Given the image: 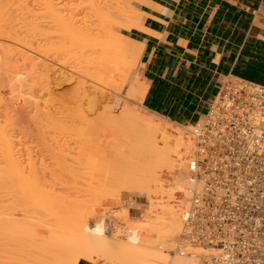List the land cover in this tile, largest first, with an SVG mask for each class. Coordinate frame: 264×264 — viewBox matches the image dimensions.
Returning a JSON list of instances; mask_svg holds the SVG:
<instances>
[{"label": "bare ground", "instance_id": "6f19581e", "mask_svg": "<svg viewBox=\"0 0 264 264\" xmlns=\"http://www.w3.org/2000/svg\"><path fill=\"white\" fill-rule=\"evenodd\" d=\"M6 1L9 3V0H6ZM6 1L1 0L2 4L0 2V37L3 38L2 36H5V38L7 37L6 39H9V41H12L13 42L12 48H16L15 50H17L21 53L23 52L24 55H26V56L29 54L28 53L29 51L37 50V53L43 52L42 55H44V52H46V55L50 56L51 59H53L54 61H57L61 65H64L67 67L69 66L72 69V71L75 72L77 75L83 76L88 80H92L93 82L94 81L98 82L102 86H104V87H106L112 91V93H108V92L104 91L103 88L99 89L97 86H92V84L89 85L87 83V81L85 82L83 80V82H82V80H78V81H81V83L80 82L79 83L82 84V86H83V91L82 90L81 91L84 93V95H86V94L88 95L89 92H87V91H89L91 88L93 90L91 96H89L90 95L89 94L87 97L88 101H90L91 108L94 109V107L100 106L101 104L105 103L107 99L109 100V98L112 99L111 102L115 99L114 100L115 102L113 101L114 104L117 103L116 101L119 102V100H120L119 99V92L122 90V88H124L122 86L123 83L121 84L119 82V80L121 79L120 76L126 75L127 70H128V68L125 67V63L123 61V55L121 54V48L120 47L123 46L124 43H126L127 45L132 46V48L135 51L134 53L140 54V52L142 51V46L140 43L136 42L135 40L128 38L129 36H127V35H124L122 33L118 34L117 32H116L117 34L113 33V28H112L111 23H113L114 21L111 22L109 19H107L108 16L110 15L108 12L113 7L112 4L110 3V2H112V0L111 1L110 0H104V1L101 0L102 2H104L103 6L100 7V5H99V7H100L99 10H98V8L92 9L94 11H96V10L98 11V12L96 11L97 15L101 14L99 16L100 18L98 19V17L95 16V18L97 17V19L95 20V19H92L91 17L88 16L87 18H91L89 20L91 23L90 22H88V24L83 23L84 25L88 26V27L87 26L86 27L89 30H87L86 28L85 29L87 30L86 33L88 34V36H90L89 38L93 39L95 42L94 46L92 47V51H93L92 53H94L95 55L100 54L102 57V60H103V66H102L103 68L98 67L99 69L97 68L96 70H90L89 67L87 68L86 65H88V64H87L86 59H85L86 58L85 56L87 53H85L86 51H84V52L82 51L83 48L88 50L87 45H90L92 40L88 39V40H90V43H89V41L86 39L88 36L86 35L85 31H84V33L83 32L82 33H83V35H86V37H84V36L82 37V36H80V34L77 35L76 33H78V32L81 33L80 31L76 32V30H79L80 28L74 30L75 28H77L75 24L84 19V18L82 19V17L84 16V14H82L83 12L84 13L86 12V15L87 14L91 15L92 12H94V11H87V10L84 11V7H85L84 5L85 4L82 5L84 3L83 0H78V2L75 3V10L72 11L70 13V15H68L67 20L65 19L66 17H63V15H62V18L60 15L57 16V14H59V13H57L58 11L56 12L57 17L55 15H52L51 14L52 12L50 11V9L53 11V8H55L53 6H55L56 4L54 5L52 0H51L52 4L50 3V0H43V2H42L43 6H44L43 8H45V10L47 9V11L49 12L48 14L47 13H45V14H47V15L51 14L53 17L55 16L54 18H58V19H55V22H53V24L55 23V26H56V27H54L55 31L53 29V31H54L53 33L56 34L55 36L52 35L53 40L50 41L51 38H49V37H52V36H50V34H49V37H47L49 39H46V38L43 39L44 41L45 40L48 41L47 42L48 44L47 43L44 44L46 41L43 43H42V41H40L42 44L37 41V40H39V38H41L40 36L42 35V33H40L41 35H39V38L37 36H35V35L39 34V31L36 32L37 34H35V30L33 32V29L31 28L32 26L30 27L29 25H27V27H26L25 25L22 26L20 24L22 26V28L26 27L23 30L21 28H16L14 26L15 23L13 25L8 24V22L10 23L9 18L11 15H9V14L6 15V13H8V11H9V13L11 14V12H10L11 8L12 9L15 8V10H16V6L13 4L16 2L20 4L22 0H18V1L16 0L15 2H14V0H10L11 5H13L12 7H11L10 3L8 4V6H9L8 7L7 3H4ZM11 1H13L14 3ZM24 1L25 0H23L22 2L24 3ZM68 1H71V0H67L66 2H68ZM25 2H26V4L21 3L20 5H23L22 6L23 9L26 7V10L29 12L31 9H29L27 7V0ZM5 6H7V7H5ZM22 7L19 8L17 5V8H19V9H22ZM95 7H97V6H95ZM6 8L7 9L10 8V10L8 9V11H7ZM104 9H106L108 12L104 11ZM22 10H21V12L19 10V14L20 13L22 14V12H23V14L26 13L24 15L22 14L24 16V17L22 16V18L25 20V18H26L25 15H27V11L26 10L22 11ZM43 11H44V9H43ZM106 13H107V15H106ZM54 14H55V12H54ZM80 14H82V15L80 16ZM135 14H137V13H135ZM140 14H141V12H140ZM94 15H95V12H94ZM128 15H129V13H128ZM29 16H32V15L30 14ZM92 16H93V14H92ZM138 18L142 19L141 17H138ZM80 19H82V20H80ZM85 20H87V19H84L83 21L85 22ZM94 20L97 22L96 25L99 26L98 28H95L97 26H95ZM28 21H26V22H28ZM53 21H54V19H53ZM134 21L128 23L129 25L125 24L123 26L126 29H133V26L135 24L134 25H132V24L134 23ZM11 22H13V21H11ZM20 22L21 21H19V23ZM89 23H90V26H89ZM17 24H15V25H17ZM28 24H29V22H28ZM32 25H34V24H32ZM37 25H38V23H37ZM91 25L94 26L93 28H95V30L94 29H91L93 31L90 30V28L92 27ZM115 25H116V23H115ZM13 26L15 27V29ZM51 26H52V24H51ZM17 27H19V25H17ZM84 27H83V29H84ZM139 28H140V25L138 26V29ZM97 29H98V31H96ZM88 32H91V33H88ZM53 33H51V34H53ZM33 35L36 37L37 40L34 39L35 37ZM42 36H43L42 38H44V35H42ZM36 42H38V43H36ZM50 42H51V44H49ZM86 42L89 44H87ZM82 43H84V44H82ZM9 45H11V44H9ZM84 45H86V46L84 47ZM81 46H82V48L80 50L79 48ZM77 49H79V50H77ZM12 51H13V49H12ZM72 51H76V55H71ZM12 54H13V52H12ZM21 55H23V54H21ZM30 55H32V54H30ZM92 56H93V54H92ZM29 57L31 58V56L28 55L25 59H28ZM30 58L28 60L32 61V59H30ZM137 58H138V56H137ZM38 59H39V57H38ZM40 61H42V60H40ZM37 62L35 64H33V62H32L31 65H36V66L40 65L39 60H37ZM85 62H86V64H85ZM40 63L44 67L47 64V62L45 63V65L42 62H40ZM36 66H34V67H36ZM43 66H41V68ZM33 70H35V69L33 68ZM42 72H45V73H43V74L40 73L41 76L44 74H48L50 71H49V68L47 67V69L45 68L44 71H42ZM66 76L67 75L63 76V79H65V81H66ZM123 76H122V79L127 78L126 76H125V78H123ZM129 76H130V74H129ZM71 77H74V76L71 75ZM43 78H44V76H43ZM70 79H73V78L68 79V77H67V80H70ZM41 81H43V80H41ZM123 81H124V84H126V86H127L128 81H125V80H123ZM91 82H89V83H91ZM49 84H50V82H49ZM80 84H79V86L82 88V86ZM93 85H95V84H93ZM41 86H43V85H41ZM132 89L133 90L136 89V84L132 87ZM145 89H146V86L143 88V93H144ZM84 95L82 94L81 97ZM126 104L123 105V106H125L124 108L122 107L123 109H122V115H121L120 121H116L110 115V112H111L110 109H112L111 107H110V109L108 107L103 108L102 113L96 112L95 115H97L98 119L101 120V124H103V129L96 130L94 128L93 129L94 131H93L91 137L86 136L87 139H85L84 141H79V142L77 139V141L73 147H70L69 144H67V143L62 144L61 146H59L58 150L56 149L57 152L54 154L56 157L55 159L58 161V162L56 161L57 162L56 164H58V166L51 169V168L47 167L48 166V164H47V166L46 165L44 166L45 170H43V167H42V170L44 172L40 171V172H42V174L46 173L48 176L53 174L52 176H55V177H52L53 178L52 181H54V182H53V185L51 187H48V189H47L44 186L42 188H44V190L47 189L46 191H49V189H50V191L47 193L49 195H51V194L54 195L56 193H57L56 195H58L59 192H57V190H58L57 186H58V184L61 185V183H62V181H61V183H59V181H58L61 178L60 176L61 175L63 176V174L65 172L67 173L66 175H68V173L70 174L71 172H73V168H74L75 164H76L75 166L77 168L81 167V169L79 171H81V170L83 171L82 167H84V168H86V166L90 167L91 166V160L89 159L90 157H93V156L98 157L100 160H102V161L104 160V162H106V159H107V161L110 164H111V162L113 164L116 163V165H121V163L123 165L126 163V165H125L126 168H130V167L135 168L136 165H135V162L133 161V159L136 158V156L133 154L129 155L128 153H125L124 152L125 149H122V148L126 144L129 145L132 138L136 135L139 138V141H141L142 144L146 145L147 149L150 150V153L152 154V155L151 154L150 155H151V157H153L154 161L156 162V164L153 163L152 166L149 168V170H148L149 173H148L147 177L138 178V181H137L138 188L136 190H134V192H133L134 194L138 193L140 195H143L146 198L145 199L146 200L145 201L146 206H147L146 211L141 209V211L139 210V214L138 215L136 214L137 216L135 215L137 218L143 217V219L141 221L140 220L134 221L135 225L132 227H126V226H124L125 228L124 227H122V228L118 227V228H115L116 230H114L111 227L113 229V231H112L111 228L108 226L109 223L105 222L103 218L102 219L101 218L94 219L95 221L94 222L92 221L93 222L92 224L88 223V222H90L89 220H92V219H90L91 217L94 218L96 216L95 213H93V212L92 213H83L82 212L83 214L82 213L80 214V212H79L80 210H78L79 213H78V215H76L75 218H77L76 221L78 223L80 235H79V232H77V230H76V232L78 233V235L80 237L77 236V237H79V238H77L75 235V237L77 238L76 239V245H75L76 248L71 253L67 252L69 249L67 250L66 249L67 247L65 245H63V244L59 245L60 241L58 243H56L57 238H56V240H53L54 242L56 241L55 244H54V242L52 243L54 245V247L52 249H54L56 251L49 250L47 247L42 248V244H46L44 242L47 239L46 237L48 235H52L55 232H58V231H55V232H53V231L58 229L56 227V224L58 223V221H56V220H59L61 218L60 215L61 216L63 215L62 209L65 210L66 207H67V209L69 208L67 204L66 205L64 204L66 207L64 208V206H63V208H62V204H61L62 202L60 203V200L58 199V197H56V195H55V197L59 200V204L58 203L53 204L52 201L49 202L45 198V200L43 199L44 204L47 201H48L47 202L48 204L42 205L41 204L42 202H40V199H42V198L39 199V195L42 197V195L40 194L41 188H39V182L34 181V183H37L36 184L37 187L35 186V184L33 185V182H32L33 179H35L36 177L40 178L42 176L41 173L39 175V170H38V168H36L37 161H40L41 166L44 165V163H45L44 160H45V156L47 153H44L45 152L44 151L42 154L41 149L39 150V148H38V150H33L32 148H29V147L23 148L22 144L20 147L16 148V146L11 142V140L8 138V136H6L5 133L3 131H1V129H0V142H1V144H0L1 145V148H0V151H1V153H0V244L3 241L5 242V240L2 241V239H5L7 236L14 237V236L19 235V234H21L22 237H25V239H27V241H28L27 242L28 244H26V245H21L20 244L21 242L18 241L19 242L18 244H20L21 246L19 245L20 247H18V249H16V251H14L13 261L11 262V264H78V262L81 258L82 259L85 258L89 261L99 263V264H111L112 262H115V264H196L194 260H197V258L195 256H179V255L175 256V255H172V254L167 253L164 250H162L163 248H165V249L168 248L167 250H170L169 248H171V245H173L172 244L173 240H174L173 238L175 237V235L178 232H180V229H181V225H182L181 213H182L183 209L185 208L184 202H186V199H187L186 197L188 195L187 189H186V181L184 180L185 177L183 175V171H184V168H185L187 162L190 159L191 154H193V152L195 151V148H194V146H195L194 140L195 139L193 140V138L188 133H185V132L177 130V129L174 130V129L170 128L169 125H167L166 123H162L158 119L141 117L140 114L136 113V111H134V109L131 108V106H129L128 104L126 106ZM114 121L118 122V124H115ZM123 125L125 127H127L129 125L136 126V128H137L136 130L138 131V133L136 130H135L136 132H134L135 128L132 129V131L130 130L131 132H134V136H133V133L131 135H130V133L129 134L127 133V132H129L128 131L129 128L125 133L123 131V129H124ZM99 127L100 126H98L97 128H99ZM186 127L189 128L190 126H186ZM115 131H118V133H120V135L118 133H116ZM38 132H40V131H38ZM42 132H43L42 134H41V132L36 134L37 138L38 139L41 138L43 141L44 140L46 141V139H44V137H46L47 133L45 134L44 131H42ZM31 133L32 132H30V136H31ZM41 139H40V142H41ZM53 150L55 151V149H53ZM89 150L94 151L95 154L93 153V156L87 155L86 152H88ZM25 151H26L27 156L24 155ZM33 152H36V155L40 156L39 160L36 157H34ZM48 152H49V150H48ZM50 152H51V150H50ZM43 155H44V157H43ZM68 159L73 160L71 162V164H69L70 162H68L69 161ZM83 159H85V160L87 159V161H88L87 165H85V166H83V164L85 163V162H83ZM81 162H82V164H81ZM27 164L30 167V171H29L28 175L26 174L27 173L26 172V165ZM77 164H79V165H77ZM99 164H100V162H99ZM167 165L169 166V169H170L169 177L167 179L163 178V176L159 177V175H157L159 173V170L160 171L163 170V168ZM100 166H101V164H100ZM109 166H111V167H109V169H111L112 164ZM47 169H49V170L47 171ZM131 170L133 171V169H131ZM50 172H51V174H50ZM83 172H85V170ZM93 172H94V169H93ZM107 172L108 171H106V173ZM86 173H85V176H86L85 179L86 178L91 179L92 178L90 176L91 174L87 175L88 173L87 174ZM121 173H123V172H121ZM110 175H112V174H110ZM43 176H44L43 178L41 177V179L44 180L43 182H45V181L48 182V180H49L48 178H50V177L46 176L45 174ZM64 177H62L61 179H63ZM44 178H46L48 180H45ZM93 178H95V176ZM41 179H40V181H41ZM95 179L93 181H96ZM103 179L106 182H108V181L111 182L113 180L112 179L110 181L107 178H103ZM91 180H89V181H91ZM50 181H51V179L49 180V182ZM93 181H91V182H93ZM97 181H98V178H97ZM98 182H102L101 184H103L104 181L103 180L101 181V179H100V181H98ZM118 184H120V183H118ZM32 185L38 189L37 191L39 194L36 195V192H37L35 190L36 188H34ZM97 185H100V184H97ZM111 185H113V184H111ZM63 187L64 186H62V188ZM108 187L106 188L104 186V188L106 190L103 189L104 190L103 192L109 191ZM100 188L101 187H99L98 192L102 191V189H100ZM115 188H114V191H115ZM34 190H35L34 198L35 197L38 198L37 199L38 201L36 199H32L34 193H32L31 191L34 192ZM46 191H44V192H46ZM50 192H52V193H50ZM30 193H32V197H31ZM19 195H27V196H29V198L31 197L30 201H31V205L33 207V212L30 213L29 209H27L26 211L24 210V215H22V217L23 216L24 217L22 220H24V218H26L25 221L29 219L28 221L31 222L30 221V219H31L33 221L31 223L34 224V228H35V226H37L35 229H31L29 226H27V224L22 223L19 225L18 222H16L13 219H9L7 217V215L4 213L5 207L7 208L6 202L11 200V199H14V198L16 199V197H18ZM53 195H51V196H53ZM59 195H61V194H59ZM101 199H102V197H101ZM101 199H100V202H102V200H103V199L102 200ZM100 207H101V205H100ZM134 213H135V211H134ZM136 213H138V212H136ZM74 227H76V226H74ZM67 228H70V227H67ZM65 229H66V226H65ZM71 229L72 228H70V230ZM59 232H61V231H59ZM59 232H58V234H59ZM50 233H52V234H50ZM63 234H65V232H63ZM3 235L4 236L6 235L5 238H2V237H4ZM10 237H8V238H10ZM23 240H24V238H23ZM62 240H64V239H62ZM39 243H41V244H39ZM74 244H75V242H74ZM161 244H162V246H161Z\"/></svg>", "mask_w": 264, "mask_h": 264}, {"label": "rangeland", "instance_id": "374dc122", "mask_svg": "<svg viewBox=\"0 0 264 264\" xmlns=\"http://www.w3.org/2000/svg\"><path fill=\"white\" fill-rule=\"evenodd\" d=\"M15 1L16 0H14V2ZM22 1H21V3H23ZM25 1H24V3L26 4ZM66 1L67 0H52L53 4L54 5L56 4V5L55 6L52 5L55 8H53V11L50 9V11L52 12V13L51 12L50 13L52 15H55V16L57 13H59V14H57V16L60 15L62 18V15H63V17H66L65 19L67 20L68 15H70V13L75 10V3H77L78 0L68 1L69 3ZM100 1L101 0H83L84 3L82 5L85 4L84 6L86 7V8L84 7V11L85 10L94 11V10H92L94 8H98V10H99L100 7H102L104 4V2H102V1L100 2ZM0 2H1V0H0ZM11 2H13V1H11ZM42 2H43V0H27V7L29 9H31L29 12L26 10L25 6H24L25 8L23 9V7H22L23 5H20L21 3L19 4L17 2L13 4L16 6V10H15V8H13V9L11 8V10H10V8H8L10 10L11 14L9 13L8 9L6 8V10L8 11V13H6V15L7 14L11 15L10 18L8 17L10 19L11 24L9 22H8V24L13 25L14 23L15 24L18 23L17 25H19V27H17V25H15V24H14V26L16 28H21L23 30L27 27V25H29L30 27L32 26L31 28L33 29V32L35 30V34H37L36 32L39 31V34L35 35V36H37L39 38V35H41L40 33H42V35H44V38H42L43 36L41 35L40 36L41 38H39V40H37L36 37L33 35L35 37L34 39H36L39 43H41L40 41H42V43L45 42L46 40L45 41L43 40L45 38L46 39L51 38L50 41L53 40L52 35H54V36L56 35L53 33L55 31L54 27H56L55 23L53 24V22H55V19H58V18H54L55 16L53 17L51 14L47 15L49 12L47 11V9L45 10V8H43L44 6H43ZM141 2H142V0H112V2H110L113 7L109 10V12L106 9H104V11H107L110 14L107 19H109L111 22L114 21L113 22L114 24L111 23L112 28H113V33H115V34L122 33V34L126 35L125 33H127V30H132V29H126L123 25H125V24L129 25L128 23L133 22L134 20L135 21L132 25L135 24L134 26H136L138 24V21L140 20L138 17H141L140 16L141 14L139 12L140 11L139 7H140ZM4 3H7V6H8V4L10 3V0H9V3L7 1ZM50 3H51V0H50ZM1 4H2V2H1ZM10 5H11V3H10ZM13 5H11V7ZM17 5L19 8L22 7L23 10L27 11V15H25L26 16L25 20L22 18V16L26 13L23 14V12H22L23 15L21 13H20L21 14L20 15L19 10L21 12L22 9L17 8ZM99 5H100V7H99ZM7 6H5V7H7ZM95 6H97V7H95ZM43 9H44V11H43ZM96 11H94L95 15H94V12H92L94 17L92 16V14L86 15V12L82 13L85 16V17L83 16L82 19L84 18V19H87L88 21L85 20V22H84L83 21L84 19L83 20L80 19L83 22L80 21V22H77L75 24L77 28H75V29L73 28V29L76 30V29L80 28L79 30H76V32L77 31L81 32V33H79V32L76 33L77 35L80 34V36H82V37L83 36L86 37V35L88 36V34L86 33V31L89 30L87 28L88 26L84 25L83 23L88 24V22H90L89 20L91 18L96 20L98 17V19H99L100 18L99 16L101 14L97 15L98 11L97 12ZM54 12H55V14H54ZM45 13H47V14H45ZM128 13H129V15H128ZM135 13H137V14H135ZM30 14L32 16H29ZM82 14H80V16ZM106 15H107V13H106ZM88 16L91 18H87ZM95 16H97V17L95 18ZM53 19H54V21H53ZM18 20L21 22L19 23ZM11 21H13V22H11ZM26 21H28L29 24ZM37 23H38V25H37ZM90 23H89V26H90ZM115 23H116V25H115ZM20 24L22 26L25 25L26 27L22 28V26ZM32 24H34V25H32ZM51 24H52V26H51ZM96 24H97V22L95 21V26H97L95 28H98L99 26ZM91 26L92 27L90 28V30L91 29L95 30V28H93L94 26L93 25H91ZM134 26H133V28H134ZM15 27H14V29H15ZM83 27H84V29H83ZM53 29H54V31H53ZM84 31H85L86 35H83ZM91 31H93V30H91ZM96 31H98V29ZM51 33H53V34H51ZM88 33H91V32H88ZM49 34L52 37H49ZM2 37L3 38L0 37L1 38L0 39V56L2 55L0 57V129H1V131H3L5 133L6 136H8V138L16 146V148L20 147L22 144L23 148L29 147V148H32L33 150H38V148H39V150L41 149L42 154L44 151H45L44 153H47L45 156L44 165L41 166L40 161H37L36 168H38V170H39V175H40V173L42 174V172H40V171L45 170L44 166L45 165L47 166V164H48L47 167H49L51 169L58 166V164H56L58 161L55 159L56 157L54 154L59 149V146L67 143V144H69L70 147H73L75 145L77 139L79 142V141H84L85 139H87L88 136L91 137V135L94 131L93 130L94 128L96 130L103 129V124H101V120H99L98 116L95 114H96V112L102 113L103 108H106V107H108L109 109L111 107L112 109H110V111H111L110 115L116 121H120L121 115H122V109L125 107L123 105H125L127 103L129 106H131V108L134 109V111H136V113L140 114L141 117L158 119L162 123H166L167 125H169V127L174 129V130L177 129V130L183 131L185 133H188L194 140V137L192 135V128H193L192 126L187 128L186 126H182V125L173 123V122H171L165 118L160 117L159 115H156V114L149 112L146 108L143 107L141 98L143 95V88L145 87V85L142 83L140 73H139V69H138L140 54L134 53L135 51L131 45H127L126 43H124V45L120 47L121 48V54L123 55V61L125 63V67H127L128 70H127L126 75H124V76L122 75L123 78H125V76L127 78L122 79V76H120L122 80L120 79L119 82L121 84L123 83L122 86L124 88H122L123 91L121 90L119 92V99H120L119 102L116 101L117 103L114 104L113 101L115 99L111 102L112 99L109 98V100L107 99L108 101L106 100L107 103L105 102V103L101 104L100 106L94 107V109H93V108H91L90 101H88V98H87L89 94H90L89 96H91V94L93 92L92 88L89 91H87V92H89L88 95L86 94L87 96L84 95V93L82 92L83 86H82V84H80L81 81H78V80H82V82H83V80L85 82L87 81V83L89 85L92 84V86H97L99 89L103 88L104 91H106L108 93H112V91L110 89L102 86L98 82H95V81L93 82L92 80H88L83 76L77 75L75 72L72 71V69L69 66L67 67V66L61 65L57 61H54L53 59H51L50 56L46 55V52H44V55H42V53H43L42 51H41L42 53H39V52L37 53V50L29 51L28 55L31 56V58L30 57L29 58L32 59V61L31 60L29 61L28 60L29 58L25 59L28 55L26 56V55H24L23 52L21 53V52L15 50L16 48H12L13 42L9 41V39H6L7 37L5 38V36H2ZM47 37H49V38H47ZM89 37L90 36H88L86 39L87 40L90 39V40H92V42L90 45H87L88 50L84 49V48L82 49L83 52L86 51L85 53H87L85 56L86 57L85 59H86V62L88 65H86V66H87V68L89 67L90 70H96L98 67L103 68L102 67L103 66V60H102L101 55L100 54L95 55L94 53H92L93 52L92 47L94 46L95 42L93 39H91ZM128 38H130V37H128ZM90 40H88L89 43H90ZM38 42H36V43H38ZM47 42L48 41H46L44 44H46ZM89 43H87V44H89ZM9 44H11V45H9ZM49 44H51V42ZM82 44H84V43H82ZM82 46L79 48L80 50H81ZM85 46L86 45H84V47ZM11 48L13 49V51ZM79 49H77V50H79ZM12 52H13V54H12ZM21 54H23V55H21ZM30 54H32V55H30ZM92 54H93V56H92ZM71 55H76V51H72ZM137 56H138V58H137ZM38 57H39V59H38ZM37 60H39L40 65H38V66L31 65L32 62H33V64H35L37 62ZM40 60H42V61H40ZM40 62H42L44 65L47 62V64L44 67ZM86 62H85V64H86ZM34 66H36V67H34ZM41 66H43L44 68L42 67L43 68L42 69ZM47 67L49 68L50 72L48 74H44L41 76V74L45 73L42 71H44L45 68L47 69ZM33 68L35 70H33ZM129 74L131 77L129 76ZM46 75L47 76L49 75V76L47 77ZM65 75H67L66 81H65V79H63V76H65ZM71 75L74 77H71ZM43 76H44V78H43ZM67 77H68V79L69 78H73V79L67 80ZM41 80H43V81H41ZM123 80L128 81L127 86H126V84H124ZM49 82H50V84H49ZM89 82H91V83H89ZM79 84L82 86V88L79 86ZM93 84H95V85H93ZM135 84H136V89L133 90L132 87ZM41 85H43V86H41ZM80 94L81 95L83 94L85 97L84 96L81 97ZM127 104H126V106H127ZM116 121H114L115 124H118V122H116ZM98 126H100V127L97 128ZM130 126L131 125L125 127L123 125V128H124L123 131L126 133V131L129 128V130H128L129 132H127V133L128 134L130 133V135L133 133V136H134V132L137 131L136 130L137 128H136V126H133V125L131 127ZM132 129H134V132H131ZM38 131H40L41 134L43 133L42 131H44L45 134L46 133L48 134V135L46 134L47 138L44 137V139H46L47 142L45 140L43 141L41 138H40L41 139V142H40V139H38L37 135H36V134L40 133ZM30 132H32L31 136H30ZM115 132L118 133V131H115ZM137 133H138V131H137ZM118 134L120 135V133H118ZM194 143H195V140H194ZM0 144H1V142H0ZM48 145L49 146L51 145V146L49 147ZM0 148H1V145H0ZM194 148H195V146H194ZM53 149H55V151ZM122 149H125L124 150L125 153H128L129 155L133 154L136 156V158L133 159V161L135 162V165H136L135 168H131V167L126 168L125 167L126 163L123 165H122V163H121V165H116V163L113 164L111 162L112 168L109 169V167H111L109 165H111V164L107 161V159H106V162H104V160L102 161L98 157L93 156L94 151L89 150L88 152H86V154L89 156H93V157L89 158L91 160V166L93 168L91 166L90 167L86 166V168L82 167L83 171L85 170V172H83L82 170L79 171L81 169V167L77 168L75 166L76 165L75 164L74 168H73L74 173L71 172L70 174L68 173V175H66L67 173L65 172L63 174V176L61 175L60 176L61 178L65 176L63 178L64 180L61 178L58 180L59 183H61V181H62L61 185L58 184V186H57L58 187L57 192H59V194H61V195H59V194L56 195L57 193L54 195L51 194L54 196L53 197V196L47 194L50 191V189H49V191H46V190L48 189V187H51L53 185V182H54V181H52L53 180L52 177H55V176H52L53 174L48 176L46 173H44L46 176L50 177L48 179L49 180L51 179L52 182L51 181L49 182V180L46 179L47 177L44 179L48 180V182H46V181L43 182L44 180H42L41 177L43 178L44 174H42V176L40 178L39 177H36V178L34 177L35 179L32 178L33 179V181H32L33 185L35 184V186H36V184H37V183H34V181L39 182V188H41L40 194L42 195V197L39 195V199L42 198V199H40V202H42L41 203L42 205L44 204V200L46 198L49 202L52 201L53 204H55V203L59 204V200H60V203L62 202L61 203L62 208H63V206L65 208L66 204L69 207L68 209L66 207L65 210L62 209V214L64 216L60 215L61 218L59 220H56V221H58V223L56 222L57 224L56 223L55 224L59 230L53 229L54 230L53 232H55V231H58V232L61 231V232H59V234H58V232H55V233H53L54 235L52 233H50L52 235H48L46 237L47 239L44 241L46 244H42V248L47 247L49 250H54V249H52L54 247V245L52 243L54 242L53 240H56V238H57V242L56 241L55 242L58 243L60 241L59 245H61V244L65 245L67 247L66 249L67 250L69 249L67 251L68 253H71L72 251H74L76 248V246H75L76 245V239L80 237L79 236L80 230L78 228V223L76 221L77 218H75L79 212H80V214L82 212L83 213H92V212L95 213L96 216L94 218L93 217L90 218L92 220H89L90 221V222H88L89 224H92L95 221L94 219H97V218L102 219L103 218L105 222L109 223L110 228L112 227L114 230H116L115 228H118V227L119 228H122L124 226L132 227L135 225L134 221H138V220L141 221L143 219V217L137 218L136 216L139 214V210L141 211V209H142V210L146 211V209H147L146 202H145L146 198L143 195H140L138 193L134 194L133 192H134V190H136L138 188V184H137L138 178L147 177L148 173H149V171H148L149 168L152 166L153 163L156 164V162L154 161L153 157H151L152 154L150 153V150L147 149L146 145L142 144L141 141H139V138L137 137V135L132 138L129 145L126 144L125 146H123ZM48 150H49V152H48ZM50 150H51V152H50ZM0 153H1V151H0ZM24 155H26V151H25ZM33 155L38 160L40 159L39 158L40 156H37L36 152H33ZM44 155H43V157H44ZM68 160H69L68 162H70L69 164H71V162L73 161L70 159H68ZM83 162H85L83 164V166H85V165H87L88 161H87V159L86 160L83 159ZM99 162H100L101 166H100ZM79 164H77V165H79ZM81 164H82V162H81ZM42 167H43V170H42ZM93 169H94V172H93ZM131 169H133V171ZM48 170L49 169H47V171ZM29 171H30V167L27 164L26 165V172H27L26 174L27 175L29 174ZM106 171H108V172L106 173ZM169 171H170V169H169V166L167 165L163 168V170H161V171L159 170V173L157 175H159V177L163 176V178L167 179L169 177ZM121 172H123V173H121ZM85 173L87 175L91 174L90 176L92 178L94 176H95V178L97 177L98 181H100V179H101V181L103 180L104 181L103 184H101L102 182H98L97 178L96 179L91 178L92 180L90 178L85 179V177H86ZM109 173L112 175H110ZM50 174H51V172H50ZM187 174H188V172H187V164H186L184 171H183V175L185 177L184 180L186 181L187 194H188L186 197L187 198L186 202H184L185 207L187 206V200H188V197L190 196ZM103 178H107L110 181L112 179L113 180L111 182L108 181L110 183L109 184ZM40 179L43 183L40 181ZM94 179L98 183L96 181H93ZM89 180H91L93 182H91ZM118 183H120V184H118ZM97 184H100V185H97ZM111 184H113V185H111ZM35 186H33V187L36 188L37 186L36 187ZM44 186L47 188V189L45 188L46 190H44V188H42ZM62 186H64V187L62 188ZM104 186L106 188L109 186L108 187L109 191L103 192L104 191L103 189H105ZM99 187H101L100 189H102V191H100V192H98ZM114 188H115V191H114ZM35 190L37 191L38 189L36 188ZM35 190H34V192L31 191L32 193H34L32 199L37 200L38 198H36V197L34 198ZM44 191H46V192H44ZM32 193H30L31 197H32ZM50 193H52V192H50ZM37 194H39L38 191L36 192V195ZM55 195H56V197H58L59 200L55 197ZM101 197L103 200L101 199ZM30 198L27 195H19L18 197H16V199L14 198V199L7 201L6 202L7 208L5 207L4 213L7 215V217L9 219H13L16 222H18L19 225L23 223V224H27V226H29L31 229H35L37 226H35V228H34V224L31 223V222H33L31 219H30L31 222L28 221L29 220L28 218H27L28 220H26V221H25L26 218H24V220H22L24 217V216L22 217V215H24V210L26 211L27 209H29L30 213L33 212V207L31 205ZM100 199L102 200V202H100ZM47 202L44 205L48 204ZM100 205H101V207H100ZM78 210H80V211L78 212ZM134 211H135V213H134ZM136 212H138V213H136ZM64 225L66 226V229H65ZM74 226H76V227H74ZM67 227H70L72 229L70 230V228H67ZM112 228H111V230L113 231ZM76 230H77V232H79V235L76 232ZM63 232H65V234H63ZM178 234H179V232L173 238L174 239L173 243H172L173 245H171V248H169L170 250L173 248L174 241L177 238ZM75 235H76V237L77 236H79V237L76 238ZM5 236L2 238H5ZM8 237H10V236H7L5 239H2V241L5 240V242L3 241L0 244V264H11V262L13 261L14 251H16V249H18V247H20L21 245L28 244L27 239H25V237H22L21 234L16 235L14 237L11 236L10 238H8ZM23 238H24V240H23ZM62 239H64V240H62ZM18 241L21 242L20 243L21 245L18 244L19 243ZM55 242H54V244H55ZM74 242H75V244H74ZM39 244H41V243H39ZM161 246H162V244H161ZM167 249L163 248L162 250L169 253L170 250H167ZM54 251H56V250H54ZM194 261L196 264H198L197 260H194ZM111 264H115V262H112Z\"/></svg>", "mask_w": 264, "mask_h": 264}, {"label": "built area", "instance_id": "2783aa9c", "mask_svg": "<svg viewBox=\"0 0 264 264\" xmlns=\"http://www.w3.org/2000/svg\"><path fill=\"white\" fill-rule=\"evenodd\" d=\"M192 127L190 196L169 253L198 264H264V85L223 80Z\"/></svg>", "mask_w": 264, "mask_h": 264}, {"label": "crops", "instance_id": "0c3cea01", "mask_svg": "<svg viewBox=\"0 0 264 264\" xmlns=\"http://www.w3.org/2000/svg\"><path fill=\"white\" fill-rule=\"evenodd\" d=\"M139 10L140 28L125 34L142 46L141 99L149 112L192 126L223 80L264 85V0H142Z\"/></svg>", "mask_w": 264, "mask_h": 264}]
</instances>
